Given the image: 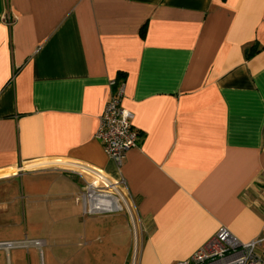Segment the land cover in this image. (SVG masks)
<instances>
[{"label": "crops", "instance_id": "1", "mask_svg": "<svg viewBox=\"0 0 264 264\" xmlns=\"http://www.w3.org/2000/svg\"><path fill=\"white\" fill-rule=\"evenodd\" d=\"M113 79L139 133L120 172L94 137ZM62 160L123 176L135 239L125 212L82 214ZM58 224L103 264L264 238V0H0V258L48 264Z\"/></svg>", "mask_w": 264, "mask_h": 264}, {"label": "built area", "instance_id": "2", "mask_svg": "<svg viewBox=\"0 0 264 264\" xmlns=\"http://www.w3.org/2000/svg\"><path fill=\"white\" fill-rule=\"evenodd\" d=\"M6 21L10 23L9 19ZM110 95L99 116L94 137L103 146L105 154L120 172L125 153L139 143V133L132 125L133 113L121 104L125 92L123 80L110 81ZM56 167L82 180L75 201L86 217L125 212L136 238V218L132 200L127 193L126 181L119 173L111 178L105 171L86 163L62 160ZM30 168L20 166L19 171ZM263 237L242 241L227 228L220 227L187 258L174 264H264V253L260 250ZM15 242H0V246Z\"/></svg>", "mask_w": 264, "mask_h": 264}, {"label": "rangeland", "instance_id": "3", "mask_svg": "<svg viewBox=\"0 0 264 264\" xmlns=\"http://www.w3.org/2000/svg\"><path fill=\"white\" fill-rule=\"evenodd\" d=\"M46 161V160H45ZM43 162V161H41ZM61 224H58L55 226L54 229V236L51 240V242L49 243V240L45 237L42 236L43 239L47 240V243L49 245L44 247V255L46 256V250H48L50 252V258L47 257V263L49 264L48 261H51L50 264H103V263H96L92 261L91 256L85 255L84 257L82 255L79 254V252H77V248L76 246L70 245V246H65L64 247V240H66V238H63L61 235ZM76 233H77V228L76 226L71 225L70 226V230H69V234H70V238L71 239H75L74 241H76ZM74 236V237H73ZM133 236V235H132ZM75 243V242H74ZM87 244H89V246L87 247ZM86 246L84 248H92L90 246H93L94 244H99V241H92V242H87ZM39 258L42 259V255L39 254ZM28 262V257L27 255L24 258V264H27ZM0 264H6L5 262V258H0Z\"/></svg>", "mask_w": 264, "mask_h": 264}]
</instances>
